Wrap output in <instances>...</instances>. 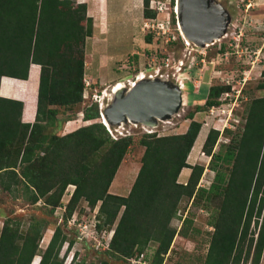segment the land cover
Instances as JSON below:
<instances>
[{
    "label": "trees",
    "instance_id": "1",
    "mask_svg": "<svg viewBox=\"0 0 264 264\" xmlns=\"http://www.w3.org/2000/svg\"><path fill=\"white\" fill-rule=\"evenodd\" d=\"M150 2L143 0L144 18L156 15ZM93 24L87 4L76 0H0V87L3 76L28 79L32 64L41 67L33 122L23 120V100L0 94L2 188L23 195L29 203L42 202L49 213L64 208V224L82 199L87 202L85 214H91L100 202L95 229L112 231L106 253L124 264L144 253L152 241L157 248L150 264H163L175 235L187 236L186 225L193 223L186 216L180 231L172 225L181 201L187 197L206 206L215 202L210 220L214 230L203 264H260L264 252V95L248 102L242 131L229 142H221L217 150L220 131L209 130L203 151L210 155L208 167L215 174L208 187L199 185L205 166L192 165L187 159L203 125L195 115L222 103L221 95L231 91L225 83L210 85L206 95L189 92L193 100L204 96L205 101L195 103L186 115L190 119L186 131L145 133L139 140L145 147L141 167L130 192L112 193L110 184L134 143L132 136L113 139L98 121L65 134L49 131L59 119L60 107L84 101L88 88L85 46ZM152 39V34H146V42ZM172 43L176 42L166 44ZM258 88L264 89V80ZM82 113L87 121L97 119L98 103ZM185 167L191 172L181 182ZM70 184L75 188L64 203ZM48 222L35 216L25 226L18 218L5 217L0 264H33L37 256V264H64L61 249L66 241L72 247L75 240L61 226H56L39 253ZM100 264L114 263L104 259Z\"/></svg>",
    "mask_w": 264,
    "mask_h": 264
},
{
    "label": "rangeland",
    "instance_id": "2",
    "mask_svg": "<svg viewBox=\"0 0 264 264\" xmlns=\"http://www.w3.org/2000/svg\"><path fill=\"white\" fill-rule=\"evenodd\" d=\"M162 1L167 4L171 2V0ZM218 1L228 10L230 22L221 40L210 46L202 47L195 44L187 46L181 37L174 41L176 42L174 44H166L164 41H156L155 39L146 42V33L139 31L138 23L142 18V12L138 0H110L109 8L112 14L110 35L108 38L106 35H97L98 37H96L93 33L87 38L85 68L86 78L91 85L88 86L84 101L81 104L74 107L59 108V119L54 126L49 128L51 132L65 134L93 121L102 122L101 114L95 120L87 121L83 117L82 109L89 107L94 102L91 99L92 93L99 91L105 101L110 95L113 99L114 94H112L113 88L111 89V86L118 80H122L128 85L127 80L134 79L139 71L169 73L171 76H179L185 81V89L182 90L184 93L183 104L172 117L159 120L156 126H146L144 123H134L130 120L118 125H111L110 128L113 131L119 130L123 125L128 132L127 136H132L134 143L125 154L110 184V192L119 195H128L130 192L141 167V158L145 147L139 143V140L145 133L156 132L160 135H167L185 131L190 122V119H186V115L195 109V103L203 104L205 101L204 96L198 101L193 100L189 92L193 89L195 92L193 94L197 92L206 95L210 85L225 83L231 85V91H229L228 99L221 105L220 114L210 116L207 110L196 113L195 119L203 122V125L187 159L192 165L199 163L205 166L199 185L208 187L215 174V171L208 167L210 155L203 151L209 130L221 127L220 124L223 121L219 119H226L228 110L233 109L234 117L238 121L235 123L231 120L234 125H231L229 121L226 128H229L230 132H220L214 149L217 150L221 142H229L232 135L237 136L242 131L248 102L254 97L264 95V89L258 88V84L264 80L262 75L264 69V0H250L251 7L249 8L246 5L247 2L249 3L248 0H244V2L241 0ZM135 7L139 8L135 9ZM142 23L143 21L141 25ZM108 42H110L109 46ZM222 47H225L224 52L220 51ZM179 60H182L181 66ZM34 67L37 72L35 79L30 77ZM40 68L39 64L36 66L32 64L27 79L29 81H22L29 89L33 90L34 88L36 95L38 93ZM4 78L9 80V77ZM171 78L168 80L175 82V77ZM190 84H193V88ZM105 92L109 94L106 96ZM238 94V99L233 101ZM115 133L119 134L117 131ZM188 170L189 168H185L181 174V179L184 178V173H188ZM74 188L75 185H68L62 198L64 203H67ZM42 204V202L29 203L23 195L4 190L0 185V231L4 218L8 216L20 219L25 226L29 224L32 217L45 218L49 224L44 230L39 253L46 248L56 226H61L68 238L75 240L72 247H68L69 242L66 241L61 249L60 254L64 264H72L73 262L100 264L104 259H108L114 264H124L114 260L112 256L106 253L107 242L112 231L97 232L95 229V215L100 202L91 214L89 212L85 214L87 202L82 199L72 216L73 218L66 224H64L63 219L64 208L58 207L54 213H49ZM205 204L194 202L193 199L187 197L181 201L178 216L172 220V225L180 231L182 219L186 216L193 218V223L186 225L187 236L179 233L175 235L170 250L164 257L163 264H203L211 233L214 230L210 220L216 206L215 202L208 203L207 206ZM156 248L157 243L150 242L144 251L143 261L140 262L138 261L140 259L135 257L137 260L135 264H145L144 260L150 264ZM38 261L39 256L35 258L33 264H37ZM128 264H130L129 260ZM260 264H264V252Z\"/></svg>",
    "mask_w": 264,
    "mask_h": 264
},
{
    "label": "water",
    "instance_id": "3",
    "mask_svg": "<svg viewBox=\"0 0 264 264\" xmlns=\"http://www.w3.org/2000/svg\"><path fill=\"white\" fill-rule=\"evenodd\" d=\"M180 25L185 38L198 46H210L226 33L230 22L228 10L218 0H178ZM183 91L173 80L143 78L114 94L104 109L110 125L131 121L156 126L178 112Z\"/></svg>",
    "mask_w": 264,
    "mask_h": 264
},
{
    "label": "built area",
    "instance_id": "4",
    "mask_svg": "<svg viewBox=\"0 0 264 264\" xmlns=\"http://www.w3.org/2000/svg\"><path fill=\"white\" fill-rule=\"evenodd\" d=\"M241 1L244 2V0H241ZM248 1H249V3L247 2L246 5L249 8V7H251V3H250V0H248ZM150 7L156 10V15L152 16V17H145L143 19L141 29L146 34H152L156 41H164L166 43L174 42L181 37V39H183V41L185 42V45H187V46L192 45L190 43H187L188 40L186 38H184V36L182 35L180 18H179L178 0H171V2L169 4L164 3V1H162V0H151ZM167 60H168V58H167ZM179 62H180V66H181L182 60H179ZM157 77H159L161 79H172L171 77H175V82L181 87V89L183 91L185 89V81L183 78H179V76L177 77L175 75L171 76L169 73H159L158 71L155 73H153V72L146 73L144 71H139L138 73H136L134 79H128L127 80L128 85L126 83L125 84L130 88V87L135 85V83L138 81L139 78L143 79V78H157ZM86 85L87 86L90 85V82L88 80H86ZM229 93L230 92L227 91L221 95L219 100H221L222 103L220 105H213L208 109V114L210 116L220 114L219 113L220 109H222L221 105H223L225 103V101L228 99ZM238 96H239V94L237 96H235V99L233 101H236L238 99ZM91 99L94 102L98 103L99 111L101 114V121L106 125L108 132L110 133L111 137L113 139H119L121 137L127 136L128 132L123 125L119 130L113 131L110 128L111 125L107 122V120L105 118L104 109L111 102V100H112L111 95L108 98V100L105 101V98H102L101 93H99V91H95L92 93ZM222 113H224V112H222ZM227 115L228 116L226 119H224V118L219 119V120H222L223 123L226 122V124H223L220 121H218L219 123H221L220 124L221 127H217V129L221 133H224L226 127L229 124V121H230L231 125H234V123L231 122V120L234 121L235 123L238 121L237 118L234 117L233 109L228 110ZM230 115H232V116H230ZM106 123H108V124H106ZM116 131L119 132V134H116L115 133ZM121 135H124V136H121ZM69 221H70V219H69ZM136 257H138L140 259L138 261L141 262V260L143 261V258L145 256H144V253H142ZM136 261L137 260L135 259V257H133L130 260V262H131L130 264H135ZM144 262H145V264H149L146 260H144Z\"/></svg>",
    "mask_w": 264,
    "mask_h": 264
},
{
    "label": "crops",
    "instance_id": "5",
    "mask_svg": "<svg viewBox=\"0 0 264 264\" xmlns=\"http://www.w3.org/2000/svg\"><path fill=\"white\" fill-rule=\"evenodd\" d=\"M77 1L87 4L88 15L92 16L94 18V26L95 27L93 28V33H95V36L98 37L100 35H103V36L106 35V37L108 38V36L110 35V31H111L110 27H111V17H112V14H111L110 8H109L110 7V0H77ZM138 4H140V6H141L140 11L142 12V16H141L142 18L140 19V21L138 23L139 24V31L143 33L144 31L141 29V26H142L141 22L144 19L143 0H138ZM138 8L135 7V9H138ZM109 44H110V42H108V46H109ZM34 65H36V63ZM4 77H7V78L9 77V80L6 83H7L8 87L11 86V88L13 89L12 93L2 91V85L4 83ZM22 81H28V80L27 79H18V78H14V77H10V76H3L2 81H1V87H0L1 95L5 96V97L21 99L26 104V99L30 96V89L28 86H26L25 82H22ZM37 95H38V93H37ZM183 95H184V93H183ZM36 107H37V98H36L35 108ZM35 116H36V109H35L34 114H31L30 118H28L29 116L26 114V108L24 106V110H23V120L24 121L33 122L35 120ZM186 129H185V131H186ZM182 132H184V131H182ZM194 155L196 156L197 154H194ZM185 168H187V167H185ZM185 168L182 170L181 174L183 173ZM190 170L191 169L189 168L188 173L183 174V176H184L183 179L180 178L181 177V174H180L179 179H181L180 180L181 182L187 181V179L190 175V172H191Z\"/></svg>",
    "mask_w": 264,
    "mask_h": 264
},
{
    "label": "bare ground",
    "instance_id": "6",
    "mask_svg": "<svg viewBox=\"0 0 264 264\" xmlns=\"http://www.w3.org/2000/svg\"><path fill=\"white\" fill-rule=\"evenodd\" d=\"M181 31H182V35L184 36V38H185V34H184V31L182 30V26H181ZM187 43H190V44H192L190 41H188ZM36 66V65H35ZM35 74L37 75V72H36V70H35V67H34V69L32 70V72H31V75H30V77H32V78H34L35 79ZM141 78V77H140ZM138 79V81L139 80H141V79ZM33 79V80H34ZM32 80V81H33ZM29 81V80H28ZM31 81V82H32ZM137 81V82H138ZM7 79L6 78H4V83H3V85H2V91L3 92H9V93H12V91H13V89L11 88V86H9L8 87V85H7ZM34 82V81H33ZM33 82H32V84H33ZM136 82V83H137ZM135 83V84H136ZM34 85V84H33ZM32 86V85H31ZM126 86V84L122 81V80H118V81H116L112 86H111V91H112V94H115V93H118L119 91H121L124 87ZM37 89V88H36ZM18 93V92H17ZM109 93L108 92H105V95H108ZM33 95V96H32ZM30 97V98H29ZM28 98H27V100H26V105H25V108H26V114L29 116L28 118H30V116H31V114H34V112H35V105H36V98H37V95H36V90H34V88H33V90L32 89H30V96H29ZM33 118V117H32ZM28 120V119H27ZM106 124H108V123H106ZM145 124V123H144ZM146 126H151V125H149V124H145Z\"/></svg>",
    "mask_w": 264,
    "mask_h": 264
},
{
    "label": "clouds",
    "instance_id": "7",
    "mask_svg": "<svg viewBox=\"0 0 264 264\" xmlns=\"http://www.w3.org/2000/svg\"><path fill=\"white\" fill-rule=\"evenodd\" d=\"M221 40V39H220ZM29 74H30V72H29ZM108 122V121H107ZM104 124V123H103ZM105 125V124H104ZM106 126V125H105Z\"/></svg>",
    "mask_w": 264,
    "mask_h": 264
}]
</instances>
